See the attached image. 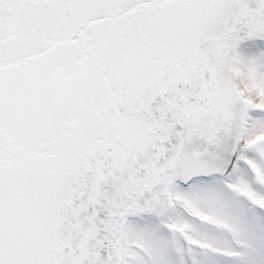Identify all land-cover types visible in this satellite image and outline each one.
Here are the masks:
<instances>
[{
  "label": "snow or ice",
  "instance_id": "snow-or-ice-1",
  "mask_svg": "<svg viewBox=\"0 0 264 264\" xmlns=\"http://www.w3.org/2000/svg\"><path fill=\"white\" fill-rule=\"evenodd\" d=\"M0 264H264V0H0Z\"/></svg>",
  "mask_w": 264,
  "mask_h": 264
}]
</instances>
